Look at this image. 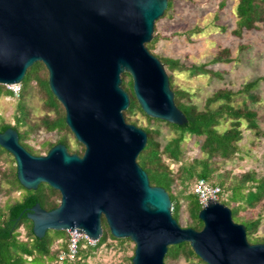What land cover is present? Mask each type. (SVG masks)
<instances>
[{
    "label": "water",
    "instance_id": "water-1",
    "mask_svg": "<svg viewBox=\"0 0 264 264\" xmlns=\"http://www.w3.org/2000/svg\"><path fill=\"white\" fill-rule=\"evenodd\" d=\"M169 0H0V84H22L37 62L65 109V121L83 155L59 143L45 155L30 153L18 131L0 133L28 190L48 184L61 194L52 210L40 204L27 217L43 238L49 230L83 233L99 241L106 221L116 239L135 244L132 264H165L170 246L189 243L206 264H264V243L252 244L231 209L209 199L199 212L202 230L183 228L169 193L152 186L137 158L148 143L127 123L131 104L122 74L151 118L179 126L187 117L175 103L169 74L147 44Z\"/></svg>",
    "mask_w": 264,
    "mask_h": 264
},
{
    "label": "trees",
    "instance_id": "trees-1",
    "mask_svg": "<svg viewBox=\"0 0 264 264\" xmlns=\"http://www.w3.org/2000/svg\"><path fill=\"white\" fill-rule=\"evenodd\" d=\"M176 1H194V0H169L168 8L165 11L164 16L161 19L170 15ZM228 0H222L220 3L221 8L226 6ZM237 17L238 30L253 29L259 26V23H264V0H238L235 10ZM159 19L156 24L161 20ZM155 24V27H156ZM160 36L152 40L146 46L148 50L153 54L156 49L157 43L160 40ZM222 53H229V57L225 58L220 53L215 57L213 63L230 61V52L228 49L222 51ZM163 64H165L172 71H184L189 70L192 75L209 73L219 75L212 69H209V64L186 66L178 58L172 57H159ZM122 87L129 93L131 104L129 109L124 113L127 122H133L130 115L137 109L139 110L149 121L164 122L169 127H172L178 134L176 137L168 140L162 145L157 139L156 135H160L158 129L145 128L148 134V143L145 149L139 154L137 161L139 165L147 172L150 183L152 186H159L164 188L170 195L173 207V216L179 223L180 212V199L175 196L173 192V185L178 181L181 184L193 183L203 178L209 183L218 184L221 186L224 193L227 195L224 200L226 202L244 201L248 206L255 207L257 203L264 200V179H258L252 174L244 175L242 181L234 187L231 198H228L229 194L223 187V182L216 183L211 181V177L215 172V168L207 158H196L191 164L182 163V157L184 150L182 148V142L185 139L186 134H190L193 137L203 138L200 143V151L209 157H219L224 160L232 159L239 152L240 148L238 142L242 139L241 125L243 120H246L249 128L254 129L257 134H261L259 124L257 122V112L247 107L242 109L236 107L233 102L235 96L239 92H233L228 89L216 91L212 96L207 98L203 109H199V106L190 102H184V99H190L191 94L184 90L175 87L174 76L169 75L170 86L175 94V103L178 108L187 117V124L179 126L171 124L159 119H154L146 115L141 109L133 91V80L129 73H125ZM127 78H129L127 80ZM264 78V77H263ZM259 80L249 82L242 89V92H249L256 86ZM24 83L21 84L22 92H20V106L23 107V99L32 91H36L40 94L44 106L48 110H55L57 116L53 119L45 118L43 120V126L48 133H62L67 132L71 135L72 132L66 125L65 121V109L62 104L53 95L49 87V73L45 65L41 62L35 63L31 66L25 75ZM12 97L14 93L5 85L0 84V95ZM218 103L216 108L213 104ZM27 114H24L22 118L26 120ZM230 120L231 127L220 132L219 128L222 122ZM22 119H18L16 125H11L2 121L0 123V133L5 132L8 128H13L18 131L20 143L32 154L37 155L32 146L24 145L23 140L29 137V131H21L19 124H22ZM26 122V121H25ZM32 129V126L30 127ZM62 143L66 145L69 153H76L73 151L65 136H61L58 141L51 142L50 140L43 141L42 147H44L45 154L55 146ZM46 146V148H45ZM42 149V148H41ZM80 155V154H79ZM83 155V154H82ZM81 155V156H82ZM6 157L9 160L10 166L0 170V192L6 195H11L17 191H24L20 199H15L12 202H8L3 206H0V264H88L86 259L89 257L87 247L80 249L78 257L71 260L59 261V255L67 248V231L49 230L43 238L37 237L33 232V222L27 217V214L31 211V208L36 204L45 210H52L60 205L61 194L59 191L54 190L48 184L42 183L36 190H28L24 188L17 178V167L13 156L0 146V158ZM168 159V163L164 159ZM178 165L176 172L169 168L170 163ZM201 167V169H199ZM252 181V187L247 191V194L242 192V189L246 187V182ZM8 184V188L5 189L4 185ZM187 188V186H185ZM184 187V189H185ZM189 200V209L191 214L192 223L188 228L195 230H202L203 223L199 219V212L202 206L199 203L197 195L193 192L185 196ZM224 204V203H223ZM226 205V204H225ZM227 206V205H226ZM242 207V206H241ZM231 209V208H230ZM232 217L237 220L236 223L243 224L246 227L247 234L250 236L252 244L263 243L264 241L253 240L251 235L258 230L261 223V219L255 221L245 222L238 220L237 208H232ZM235 222V221H234ZM180 225V223H179ZM181 226V225H180ZM103 235L97 242V246H102L109 239L116 240L122 244L130 239H116L114 238L106 224V221L102 220ZM57 246V247H56ZM180 256H185L186 259L197 257L189 243H182L177 246H170L165 256L166 259H176ZM132 258L130 261L132 264ZM202 264H205L201 261Z\"/></svg>",
    "mask_w": 264,
    "mask_h": 264
},
{
    "label": "rangeland",
    "instance_id": "rangeland-1",
    "mask_svg": "<svg viewBox=\"0 0 264 264\" xmlns=\"http://www.w3.org/2000/svg\"><path fill=\"white\" fill-rule=\"evenodd\" d=\"M221 2L222 0L176 1L170 15L156 24L153 40L157 35L161 39L153 54L164 58H178L186 66L209 64L208 68L219 74L192 75L189 70L172 71L164 64L167 73L174 76L175 87L184 89L191 94L190 99H184V102H190L199 106V109H203L207 98L216 91L228 89L239 92L233 102L236 107L242 109L247 107L257 112V122L261 134H257L254 129L249 128L247 121L243 120L242 139L238 142L240 150L232 159L224 160L202 153L200 143L203 138L201 137L197 138L186 134L182 142L184 150L182 163L188 165L196 158H207L215 168L210 180L216 183L222 181L223 187L229 194L228 198H231L234 187L242 181L244 175L250 173L258 179H264V23H259V26L253 29L237 31L235 10L238 0H228L224 8H221ZM226 49L230 52L231 60L213 63L215 57L220 53L225 58L229 57V53H222ZM122 78L126 79L125 73L122 74ZM256 80L259 81L255 87L249 92H242L246 84ZM22 83L26 84L24 81ZM20 92H22V87L19 91L14 92L12 97L0 95V123L5 121L16 125L18 119H22V124H19L21 131L31 130L29 137L25 138L23 143L35 148L40 155H45L44 147L40 145L43 141L55 142L61 136L67 138L71 149L77 154L84 153L85 147L76 140L73 133L71 135L67 132L48 133L45 131L43 120L45 118L53 119L57 114L54 109L51 111L46 109L39 93L36 91H32L31 94L27 93L23 99L24 103H22L24 106L21 107ZM216 106L218 103L213 104L214 108ZM24 114H27L26 120L22 118ZM130 118L136 124L127 122L125 118L127 123L134 124L143 130L145 128L158 129L160 135H156V139L162 145L178 135L166 123L149 121L137 109L130 115ZM31 126L32 129H30ZM230 127V120L224 121L219 131L224 132ZM164 161L168 163V159L165 158ZM9 166V160L5 156L3 159L0 158V170ZM169 168L176 172L178 165L171 162ZM191 182L182 185L177 181L173 185L172 193L179 199L181 198L179 223L183 228H188L192 223L189 200L185 198L188 194L193 193L194 181ZM252 184V181H247L242 192L247 194ZM4 187L8 188V184ZM3 192H0V206L20 199L24 191H14L11 195H6ZM220 202L231 209H239V221L250 222L261 219L258 230L252 233L251 238L264 241V200L257 203L255 207L248 206L242 200L226 202L222 199ZM234 221L237 222L235 218ZM68 238L69 233L67 241ZM247 239L252 243L248 234ZM87 252L90 254L86 259L88 264H130V258L135 253V244L131 240L122 244L109 239L102 246L96 245L88 249ZM201 261L199 257L186 259L185 256H180L176 259H166L165 264H202Z\"/></svg>",
    "mask_w": 264,
    "mask_h": 264
},
{
    "label": "built area",
    "instance_id": "built-area-1",
    "mask_svg": "<svg viewBox=\"0 0 264 264\" xmlns=\"http://www.w3.org/2000/svg\"><path fill=\"white\" fill-rule=\"evenodd\" d=\"M13 93L21 89V84L8 85L7 86ZM193 192L197 195L200 205L203 207L208 205L209 199L220 202L227 196L218 184L209 183L207 180L200 178L198 179L193 187ZM69 238L67 242L66 250L62 251L59 255V261L64 260L73 261L78 257L80 249L87 247H94L98 241L90 239L83 233L77 231L68 232Z\"/></svg>",
    "mask_w": 264,
    "mask_h": 264
}]
</instances>
